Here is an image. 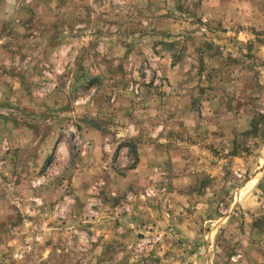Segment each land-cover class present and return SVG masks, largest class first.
Here are the masks:
<instances>
[{
  "label": "rangeland",
  "instance_id": "374dc122",
  "mask_svg": "<svg viewBox=\"0 0 264 264\" xmlns=\"http://www.w3.org/2000/svg\"><path fill=\"white\" fill-rule=\"evenodd\" d=\"M0 264H264V0H0Z\"/></svg>",
  "mask_w": 264,
  "mask_h": 264
}]
</instances>
